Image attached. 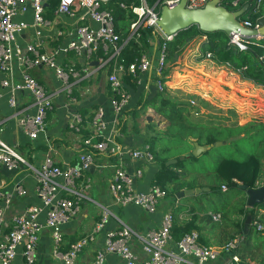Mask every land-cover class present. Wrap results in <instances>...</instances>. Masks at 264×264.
Instances as JSON below:
<instances>
[{
	"label": "built area",
	"instance_id": "built-area-1",
	"mask_svg": "<svg viewBox=\"0 0 264 264\" xmlns=\"http://www.w3.org/2000/svg\"><path fill=\"white\" fill-rule=\"evenodd\" d=\"M49 1L0 0V73L5 75L1 85L8 90V103L14 110L17 108L16 96L19 92L31 94L35 107L34 114L22 113L18 117L21 130L33 141L44 136L46 119L55 107V100L64 93L70 104H76L77 100L72 91L73 82L90 78L94 73L115 64L107 78L112 91L113 118L107 120L105 109L103 107L97 109L92 120V134L84 141L86 149L78 153L74 165L65 168L56 162L52 145H48L49 152L40 166H35L25 159L17 146L7 143L0 136V168L13 173L26 167L35 181V190L41 201V204L27 206L8 224L7 212L13 202V196L25 197L28 191L18 184L12 191L5 192L7 183L5 180L0 181V200L4 201V205L0 206V264H16L20 250L26 264H36L40 236L45 230L51 234L54 258L59 259L61 264H77L79 256L96 241L112 215L108 208L103 207L101 218L93 230L72 242L68 250L62 251L65 245L63 229L81 214L83 204L89 199L87 193L93 188V179L88 168L95 165L96 153L119 160L114 166V176L109 185V192L115 204L122 207L136 206L146 213L154 214L160 202L167 198L166 190L157 185H153L147 191L137 190L135 180L143 177V171L136 169L130 173L124 161L125 157H130L144 163H153L155 156L151 146L146 145L138 150L123 148L116 139L122 137L120 132L122 114L131 102V94L126 88L124 77L128 74L138 77L148 73L153 67L155 74L161 76L166 65V42L174 38L164 35L157 23L164 7L174 9L181 0H162L153 6L146 0H141V6L132 8L137 18L126 38H122L117 32L114 13L107 7L114 0H58L56 14L78 18L80 23L76 24L73 31L68 32L71 38L67 43L55 47L51 52L41 53L39 41L43 31L51 25L45 17V4ZM210 1L212 0H187L186 7L204 8ZM247 2L249 0H222V4L230 7L232 11L239 10ZM261 3L262 0H254V7L251 5L248 12H257ZM120 6L123 9L129 7L124 2H120ZM30 7L33 10V22L17 21V17L27 13ZM87 21L97 24L98 27L88 25ZM241 23L249 29L259 27L258 24L253 26L249 16L241 19ZM30 28L35 30V41L23 48L17 39ZM148 30L158 32L164 41L158 63L155 65L149 49L128 66L120 63L119 59L126 46L132 42L141 44L143 33L146 34ZM63 34L64 32H59V35ZM230 37L231 42L241 50L247 49L248 41L254 39L236 33H232ZM145 43L149 46L147 39ZM70 52H75L84 60L87 66L84 68V78L80 70L75 67L67 69L59 61L61 56ZM206 59H212V54L207 53ZM95 61L98 66L92 70L91 64ZM16 64L21 72L18 81L14 80ZM41 66L53 70L59 82V86L52 91L47 90L31 73ZM157 87L160 92L171 91L168 81L158 80ZM190 103L192 106H198L193 100ZM195 114L198 115V112L195 111ZM17 115L18 111H15L14 116ZM83 122L81 113L71 112L72 130L80 133ZM2 123L3 121H0V132ZM223 190L226 191L227 187L224 186ZM208 215L213 222H222V213L208 212ZM175 216L174 211H167L162 216L160 227L146 233H140L124 223L116 230L106 231L104 246L88 264H105L109 256L118 257L124 264H209L218 261L225 252L229 253L226 264L240 262V256L233 251L243 240L241 234L236 235L223 247L201 245L197 231L186 233L175 242L173 237ZM257 226L259 231H264L261 223H257ZM136 242L144 257L135 252Z\"/></svg>",
	"mask_w": 264,
	"mask_h": 264
},
{
	"label": "crops",
	"instance_id": "crops-1",
	"mask_svg": "<svg viewBox=\"0 0 264 264\" xmlns=\"http://www.w3.org/2000/svg\"><path fill=\"white\" fill-rule=\"evenodd\" d=\"M141 5L142 1L140 0L139 5H136L135 2H132V4L128 5L129 7L127 9H122L133 13L132 8L139 7ZM57 8L58 0H50L45 4V17L51 22V25L49 28L43 31L42 37L39 41V50L41 53L51 52L52 50H54L55 47L67 43L71 38L70 35H68V32L70 33L71 31H73L76 27V24L80 23L78 18H70L65 15H57ZM136 18L132 21V23L136 20ZM17 21H26L28 23H32V8L30 7L27 13H25L24 15H19L17 17ZM87 24L91 25L94 28L98 27L97 24L91 23L89 21H87ZM59 32H64V34L59 35ZM145 37L146 39H148L147 35H145ZM35 38V30L33 28H30L18 37L17 42L19 45L25 48L27 44L33 43L35 41ZM206 41H208L207 36H201L198 37L195 41L191 42L186 47H184V52L186 55L185 58L187 59V63L193 69L199 71V74L201 76H205L204 78L208 81V83L206 84L207 86L205 87H208V85H210L211 87L208 89H213L214 84L211 79L218 78L219 75L224 72L225 80H228L229 78V80L240 81L241 78L239 75H237L227 67L217 65L216 62H214L212 59H204L203 61H198V57L201 55V44ZM194 42L197 43L194 44ZM149 47L150 46L146 45V50H148ZM150 50L151 48L149 49V53ZM150 56L154 61L155 57H153V55L151 54ZM59 61L67 69L75 67V69H78L82 72V75L85 74L84 68H87V66L85 65L84 60L79 57L75 52H70L67 55L61 56L59 58ZM93 63L94 62H92L91 64L93 67L91 68L92 70L94 69V67L98 66L97 62L96 64ZM113 66H110L111 68L107 67L99 71L98 73H94L90 78L86 77L87 79H85L84 75L82 77L84 78L82 81L73 82L72 91L74 97L77 100V103L74 105L70 104L69 100L67 99V96L64 93L61 94L55 100L54 109L49 112L47 116L45 135L41 136L35 141L30 140L23 133L18 124V117H20L22 113H35L33 97L28 92H19L16 96L17 108L16 110L11 108L8 103V90L3 88V86L1 85L2 80L5 78V75L0 73V94L2 95V97L0 98V121H3L0 132L1 138L9 144L17 146L19 152L32 165L40 166L47 153L49 152L48 145H52L54 149V158L60 167L65 168L67 166L74 165L76 163L78 153L86 149L84 141L92 134V120L97 109L99 107H103L106 111L107 120L110 121L113 118V109L111 106L112 91L107 80L109 73L113 69ZM227 70H229V72ZM44 71L48 72V76L44 75ZM31 73L35 77V79L44 87H46L49 91H52L59 86V82L54 74V71L45 66L38 67L32 70ZM103 73L106 74L103 75ZM189 74H192V72H189ZM20 78L21 72L18 67V64H16L14 80L18 81L20 80ZM125 78L126 77H124V79ZM135 78L136 81L134 79H131L130 83L126 84V88L131 94V102L129 107L122 114L123 124L120 128L122 137H118L116 141L121 144L123 148H132L138 150L142 149L146 145H150V143L148 142V140L150 139H148V137L145 138L142 133H140L141 127L139 128V130L136 126L132 128V126L137 122L135 114L148 112L146 119L148 122H150V125L154 123L153 121L155 119L156 112V110L151 107L146 109L139 107L138 103L142 96H153L158 91L157 82L159 79L155 74V67H153L148 73L141 74ZM192 80L193 79H191L190 77H187L186 79L187 83L189 84L192 82ZM196 85H200V87L202 86L201 84ZM251 85L255 86L253 84ZM254 88L255 90L253 92H258L259 89H263L261 87H257V90L256 86ZM15 111H18L19 113L17 117L14 116ZM73 111H78L83 115L84 122L82 126V131L80 133L72 130L70 127L71 112ZM132 119L136 120L133 121L134 123L131 124L130 120ZM123 125H125L124 128H122ZM149 125H146L145 127ZM138 134H141L142 136L138 137ZM124 161L130 173H133L136 169H141L143 171V177L141 179L135 180V187L137 188V190L147 191L150 189V187L154 185L153 181L156 173L158 172V168L154 165V162L144 163L132 159L130 157H125ZM118 162L119 160L116 157H107L96 153L95 172L93 174L90 173V175L91 177H94V175L97 174L98 169L102 170L105 168H110L113 171L110 181L106 186L101 185L100 183H95L93 181V194H90L91 190L87 193V197L89 199L83 204L81 214L63 229L65 245L63 246L62 251L65 252L66 250H68L69 245L72 242H75L76 240L80 239L81 237L85 236L93 230V228L101 218L103 207L108 208L112 212V215L109 218L104 231L97 236L96 241L92 244L93 246H91L88 250H85L84 253L79 256L77 264H88L92 262L95 259L97 252L101 250L105 244L106 231L116 230L121 226L122 223L131 226L140 233H146L150 230L158 229L160 227L162 216L167 211H174L176 213L175 222L176 220L188 221L194 215H196H190L188 211L179 213L177 209H175L171 205V203L165 202L167 198L160 202L158 210L154 214L146 213L145 211L141 210L136 206L122 207L115 204L109 192V185L114 176V166H116ZM0 171H4L7 174V177L0 175V181L5 180L7 183V186L4 190L5 192L12 191L13 188L18 184H21L28 191L25 197H20L18 195L13 196V202L7 212V223L10 224L12 218L15 215L22 213L27 206L41 204V201L35 190V181L26 167H23L17 172L13 173L6 171V169L4 170V168H0ZM187 189L189 188L187 187L185 190ZM100 198L102 200H100ZM86 202H88L90 205ZM3 205L4 201L0 200V206ZM213 212L222 213V211ZM262 215H264V211L261 212L260 216ZM199 216V222H203L204 217H209L211 219L208 214L205 216L204 213H200ZM199 226L202 227L201 230L194 231H197L199 235L202 234V236L208 238L209 244H206L205 246L219 247L218 244L220 240L219 238H217V234L219 233V231L212 230L210 223L207 225L206 223H201L199 224ZM260 232L264 233V231ZM45 247L46 249L43 253L41 249H44ZM170 247L172 248L173 245L171 244ZM52 250L53 247L51 234L48 230H45L40 236L36 264H44V260H46V264H61V261L59 259L54 258ZM134 250L140 257H144L137 242L134 244ZM225 259L226 264L228 256H225ZM16 264H26L24 258L21 255V250L16 259ZM105 264L124 263L121 259L116 256H109ZM209 264L219 263L213 262Z\"/></svg>",
	"mask_w": 264,
	"mask_h": 264
},
{
	"label": "trees",
	"instance_id": "trees-1",
	"mask_svg": "<svg viewBox=\"0 0 264 264\" xmlns=\"http://www.w3.org/2000/svg\"><path fill=\"white\" fill-rule=\"evenodd\" d=\"M146 1L149 5H154L158 0ZM120 2H124L126 5L135 2L136 5H139L140 0H114L107 5L114 13L117 32L122 38H126L130 25L137 16L132 12L123 10ZM226 7L230 10V7ZM252 7H254V4H252ZM248 16L253 26H256L258 20L264 16V0H262L257 12L250 11L242 19ZM145 35L148 36L149 49L151 48L150 54L155 57L154 63L156 65L164 42L163 38L155 30H148L146 34L143 33L144 37ZM201 36H207L208 41L201 44V55L198 57V61H203L206 59V54L211 53L212 60L217 65L226 66L238 74L243 81L251 82L258 87L264 88V38L249 40L247 49L241 50L231 42V37L225 32L216 31L207 33L202 31L198 26H193L188 30L182 31L173 40L166 42V65L162 69L161 76L156 75L157 78L163 82L168 81L170 77L177 80L180 77L190 76L195 78V75L175 70L172 71L170 64L177 62L178 52ZM144 37L141 40V44L132 42L126 46L119 59L120 63L128 66L137 57L140 58L145 53L146 37ZM131 79L136 81L133 75L128 74L125 78L126 84H129ZM157 90L153 96H142L138 104L139 107L144 109L150 107L155 109L166 121V128L157 131L156 135L152 139L150 138L148 142L154 153L155 160L162 161L153 184L166 190L167 196L173 189L174 191H179L185 190L187 187L189 189L195 188L193 183H187L186 179L190 174L198 173V170H188L185 167V161L188 159L187 154H184L182 151L177 152L178 150H183L185 147L193 150L195 143L201 146L214 144L212 147L214 148L217 147L216 143L220 141L221 136H224L222 138H226L229 141H240L254 136L259 139L261 153H252L244 159L226 157L213 169L218 182L210 186V194L223 192V187L226 186L227 190L229 188L237 189L239 196L245 198V203L234 214L236 215V220L233 223L225 222L224 217L226 212L222 211V222L218 228L215 229V225H212L213 221L209 217H204V221L206 225L211 224L212 230L219 231L217 234V238L220 240L219 247L225 246L238 234L243 236L242 242L233 251L234 254L240 256L238 264H264V233L260 232L257 226V223L264 225V215L260 216L261 212L264 211V203L258 204L253 208H248L246 190L240 187L242 185L248 188H256L264 184V123L253 120L244 125H233L224 122L194 120L191 118V109L195 106H192L190 102H183L171 96L169 90H165L164 92H160L158 88ZM232 92L235 94L236 91L232 90ZM154 126V123L149 125L150 128ZM124 127L125 125L122 126V128ZM163 139H168L171 145L159 150L157 142ZM165 151H176L177 155L175 158L178 160L177 163L167 165L169 158L162 159L160 157L161 153ZM181 157H185V159L181 160ZM189 158H194V155H189ZM204 211L201 210L200 213H204ZM188 213L190 215L196 214L193 209L188 211ZM249 216L252 217V224L245 234V222ZM199 217L196 214L188 221L176 220L173 229L174 241L178 242L186 233L194 230L200 231L202 227L199 226ZM199 242L201 245L209 244L208 238L202 236V234L200 235ZM223 255L229 257L228 252H225Z\"/></svg>",
	"mask_w": 264,
	"mask_h": 264
},
{
	"label": "rangeland",
	"instance_id": "rangeland-1",
	"mask_svg": "<svg viewBox=\"0 0 264 264\" xmlns=\"http://www.w3.org/2000/svg\"><path fill=\"white\" fill-rule=\"evenodd\" d=\"M195 43L197 42H194V44ZM183 49V52H178L177 62L171 63L170 68H172V71L175 70L185 72L187 74L192 72L191 75H195L196 77L192 78L189 76L193 79L190 84L186 81L187 77H180L179 80L174 78L172 79V77H170L168 84L170 85L169 88L171 89V96L178 98L183 102H191L193 100L197 103L198 106H196L198 108L196 109V107H194L191 109L192 119L206 122H224L233 125H244L253 120L264 123V88L258 90V86L255 85L258 92H253L255 90V86H252L251 82L245 81L241 83L240 81H243L242 79L240 81L229 80V78L228 80H225L224 72L221 73L218 78L211 79L214 84V88L209 90L208 88L211 86L208 85V87H205L208 83V81L204 78L205 76H201L199 71L193 69L187 63L184 52L185 49ZM227 71L229 72V70ZM105 74L106 73H103V75ZM44 75L48 76V72L44 71ZM196 84H201L203 87ZM229 89L236 91L235 94ZM195 111L198 112V115L195 114ZM147 113L148 112L139 114L136 113L137 122L132 126V128L136 126L139 130L141 127L140 133H142L145 138L148 137V139H152V136H155L157 131L164 130L166 128V121L155 112V119L153 121L155 126L153 128H150L149 126L145 127L150 123L146 119ZM135 120H130L131 124L134 123L133 121ZM142 135L138 134V137H141ZM222 137L224 136H221L220 141H218L221 143L220 146L214 147L206 152H202L199 156H194V158H189V155L193 154L194 149L192 150L191 148L185 147L183 150L177 151H182L184 154H187L188 159L185 161V167L188 170H198V173H192L186 179L187 183H193L195 187L194 189H187L195 190L193 194H185L183 197L179 198L178 194L186 190L183 189L174 191L172 188V192L167 196V200L165 202L171 203V205L177 209L179 213L187 212L193 209L199 216L200 211L205 210L204 214L206 216L208 212L224 211L226 212L224 217L225 222L233 223L236 220V215H234L235 212L245 203V198L243 196H239L237 189L229 188L227 191L217 192L214 194H210L209 191H206L205 189H209L210 186L215 185L218 182L213 169L223 158L235 157L244 159L252 153L259 154L262 150L259 144V139L255 136L252 138H244L240 141H229L228 139ZM169 145L171 144L168 139H163L162 141L157 142V148L159 150L165 149ZM177 152H160V157L162 159L169 158L170 161L176 159L175 156L177 155ZM154 165L157 168H160L162 161L155 160ZM112 173L113 171L110 168L102 170L98 169L97 174L94 175L92 179L95 183H100L101 185L106 186L110 181ZM0 175L7 177V174L4 171H0ZM90 194H93L92 190L90 191ZM100 200L102 199L100 198ZM86 203L89 204L88 202ZM201 223L202 222L199 224ZM203 223L206 222L203 221ZM212 225H215L214 227L216 229L221 225V222H213ZM92 244H90L85 250H88L91 246H93ZM45 249L46 247L41 249L43 253L45 252ZM225 260V256H222L215 263L225 264ZM44 264H46V260H44Z\"/></svg>",
	"mask_w": 264,
	"mask_h": 264
},
{
	"label": "water",
	"instance_id": "water-1",
	"mask_svg": "<svg viewBox=\"0 0 264 264\" xmlns=\"http://www.w3.org/2000/svg\"><path fill=\"white\" fill-rule=\"evenodd\" d=\"M161 1L158 0V2ZM253 2L254 0H249L239 10L232 11L222 4V0H212L204 8L199 9H189L186 7L187 0H181L180 4L174 9L164 7L157 24L164 35L172 36L173 38L193 26H198L202 31L207 33L223 31L229 36L232 33H236L247 38H264V16L258 20V29L246 28L241 23V19L248 13ZM93 64H96V62ZM216 145L220 146L221 143L217 142ZM213 146L214 144L201 146L195 143L193 155L199 156L202 152L210 150ZM184 159L185 157H181V160ZM177 161V159L170 160L167 162V165L175 164ZM95 168V165H91L88 168V172L93 174ZM240 187L246 190L248 207L253 208L258 204L264 203V185L256 188H248L242 185ZM205 190L209 191V189ZM194 192L195 190H186L179 193L178 197L181 198L185 194H193ZM251 224L252 217L249 216L245 222V234L248 232Z\"/></svg>",
	"mask_w": 264,
	"mask_h": 264
},
{
	"label": "bare ground",
	"instance_id": "bare-ground-1",
	"mask_svg": "<svg viewBox=\"0 0 264 264\" xmlns=\"http://www.w3.org/2000/svg\"><path fill=\"white\" fill-rule=\"evenodd\" d=\"M237 80V79H236ZM242 83V82H241Z\"/></svg>",
	"mask_w": 264,
	"mask_h": 264
}]
</instances>
